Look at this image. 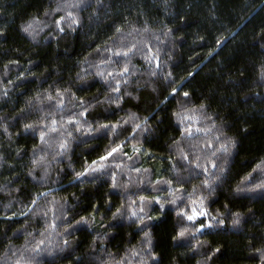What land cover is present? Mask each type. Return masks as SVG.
Returning a JSON list of instances; mask_svg holds the SVG:
<instances>
[{"label": "trees", "instance_id": "obj_1", "mask_svg": "<svg viewBox=\"0 0 264 264\" xmlns=\"http://www.w3.org/2000/svg\"><path fill=\"white\" fill-rule=\"evenodd\" d=\"M262 69L264 0H0V264H264Z\"/></svg>", "mask_w": 264, "mask_h": 264}, {"label": "snow or ice", "instance_id": "obj_2", "mask_svg": "<svg viewBox=\"0 0 264 264\" xmlns=\"http://www.w3.org/2000/svg\"><path fill=\"white\" fill-rule=\"evenodd\" d=\"M72 6H76V5H72ZM68 17L71 18L72 20V23H76L77 21L75 20V18L73 17V14L71 12L68 13ZM61 20L65 19L64 17H61L60 18ZM57 23H59V21H57ZM30 29H32V24L31 23H28L26 24L24 27H23V30L25 32H28ZM61 31H63V29H61ZM117 31H120L119 28H117ZM219 43V41H218ZM119 54V53H118ZM125 55H127V52H125ZM124 72H127V68L123 69ZM262 74H264V69H262ZM117 83H119V81H117ZM176 90L173 89V92H175ZM185 96H187L188 94L187 93H184ZM203 107V105H201V108ZM55 123V121L53 122ZM25 127H30V125H26ZM103 127H108V125H104ZM112 129L115 130L117 128V125H111ZM53 131H55L56 129L53 128L52 129ZM70 135V134H69ZM44 134L41 133V138H43ZM61 147H64L63 144H61ZM119 147V145H117V147H114L111 149V151H109L105 156H100L99 159L100 160H105L107 158V156H111L112 153L116 152L117 151V148ZM222 149L223 151H227L228 149L226 147H223L222 146ZM93 164H96V161H93L92 162ZM102 167V165L100 166ZM197 167H199V165H197ZM89 171V168H85V172ZM93 171H95V169H93ZM78 176L81 175L80 173L77 174ZM206 183V182H205ZM258 187H264V184H260V185H257ZM143 199V198H142ZM173 203H175V200L172 201ZM201 203H203L201 201ZM141 211H143V209H141ZM117 212H119V209H117ZM181 212V215H183L188 221H196L198 217H202V216H206L207 213L202 209H198L196 207H193L192 210H191V213L189 214L188 212H185L183 209L180 210ZM133 215H136L135 212L132 213ZM235 215V214H234ZM83 219V218H82ZM215 219V218H213ZM218 223L220 224H223V220H220L218 221ZM239 223V220L238 219H234L233 220V224H237ZM211 226L210 223H200L197 227H195V231L199 232L201 229L205 228V227H209ZM188 232V228L187 227H182L179 232L177 233V236H184L186 233ZM148 234L145 233V236H147ZM40 243H43V241H41ZM37 247H39V245H37ZM257 251L259 252L260 250L257 249ZM135 254V253H134ZM261 259H264V255H262ZM19 264V262H18Z\"/></svg>", "mask_w": 264, "mask_h": 264}]
</instances>
